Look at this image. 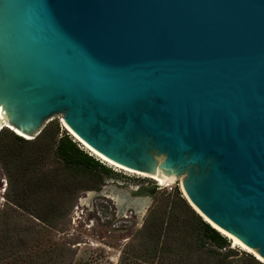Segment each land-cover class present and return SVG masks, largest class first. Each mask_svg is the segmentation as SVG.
I'll list each match as a JSON object with an SVG mask.
<instances>
[{
	"label": "water",
	"instance_id": "95a60500",
	"mask_svg": "<svg viewBox=\"0 0 264 264\" xmlns=\"http://www.w3.org/2000/svg\"><path fill=\"white\" fill-rule=\"evenodd\" d=\"M57 115L264 259V0H0V128Z\"/></svg>",
	"mask_w": 264,
	"mask_h": 264
},
{
	"label": "trees",
	"instance_id": "16d2710c",
	"mask_svg": "<svg viewBox=\"0 0 264 264\" xmlns=\"http://www.w3.org/2000/svg\"><path fill=\"white\" fill-rule=\"evenodd\" d=\"M48 153L57 166L43 170ZM0 164L13 191L8 200L21 210L14 214L1 209L0 264H71L72 247L45 233L66 216L81 191L99 189L115 171L52 120L33 139L7 127L0 129ZM158 186L147 187L148 194L154 195ZM142 189L138 187L136 193ZM167 195L168 200L160 198L149 207L125 264H264L231 247L227 237L203 220L177 187ZM19 215L31 224H22Z\"/></svg>",
	"mask_w": 264,
	"mask_h": 264
},
{
	"label": "rangeland",
	"instance_id": "374dc122",
	"mask_svg": "<svg viewBox=\"0 0 264 264\" xmlns=\"http://www.w3.org/2000/svg\"><path fill=\"white\" fill-rule=\"evenodd\" d=\"M52 121H57L61 131L72 136L62 124L60 115H57ZM76 141L78 140L76 139ZM78 143L81 148L86 150L80 141ZM104 163L111 166L116 174L106 178L99 189L81 191L66 216L57 222L55 228L45 233L55 241L66 243L72 247L71 264L127 263L132 255L131 243L138 240L136 231L142 227L149 207L158 204L160 198L168 200L167 193L173 192L174 187L178 188L181 196L185 199L180 187L181 177L173 184L158 186L159 190H156L154 195H150L147 187L153 184L157 185V181L138 173L123 170L105 161ZM56 166L57 162L52 153H48L43 162V170ZM140 186H143L144 189L136 193ZM103 189L105 193L100 194L99 191ZM163 192L165 194H162ZM12 195L13 191L10 188L8 176L0 164V212L4 208L8 211L7 213L9 211H13L14 214H18L17 211L21 212L8 200ZM114 195L120 198L118 203L113 199ZM137 197L148 198V208L144 214L141 213L142 216L138 215L132 207H126L127 203ZM19 216L20 219L22 218V224H31L24 216ZM227 239L231 247L247 252L239 246L233 245L229 237Z\"/></svg>",
	"mask_w": 264,
	"mask_h": 264
},
{
	"label": "bare ground",
	"instance_id": "6f19581e",
	"mask_svg": "<svg viewBox=\"0 0 264 264\" xmlns=\"http://www.w3.org/2000/svg\"><path fill=\"white\" fill-rule=\"evenodd\" d=\"M3 127H10V126H8L7 125V123H5L0 129H2ZM64 127H66L67 129H69V127L64 123ZM12 128V127H11ZM77 139V138H76ZM79 141V140H78ZM81 142V144H83L89 151H91L92 152V154H95V156H98V158H100L101 160H103V161H105V162H107V163H109V164H111V165H114V166H116V167H118V168H121V169H123V170H126V171H129V172H134V173H138V172H136V171H133V170H131V169H127V168H125V167H123V166H121V165H119V164H116V163H114L113 161H111V160H109V159H107L106 157H104L103 155H101L100 153H98L97 151H95V150H93L90 146H88L86 143H84L83 141H80ZM138 174H140V175H142V176H145V177H149V178H152V179H154L155 181H157V183H159L160 185H162V186H166V185H170V184H173V182H171V181H168V180H165L164 178H162V177H160V176H158V175H156V174H153V175H151V174H144V173H138ZM185 195V194H184ZM113 199L116 201V203H118L120 200V198L118 197V196H113ZM144 208H145V206H144V204H142V203H140V207H138V210H139V212L140 213H143L144 212ZM197 211H198V209L197 208H195ZM206 219V218H205ZM224 235V234H223ZM227 237H229V239L232 241V244L233 245H236V246H239L241 249H243V250H245V251H247V252H250V253H254L256 256H257V258L258 259H260V260H262V261H264V259H262L259 255H257V253H255L254 251H252L251 249H249V248H247L238 238H236L235 236H232V235H227Z\"/></svg>",
	"mask_w": 264,
	"mask_h": 264
},
{
	"label": "built area",
	"instance_id": "2783aa9c",
	"mask_svg": "<svg viewBox=\"0 0 264 264\" xmlns=\"http://www.w3.org/2000/svg\"><path fill=\"white\" fill-rule=\"evenodd\" d=\"M86 151L89 153V154H92V152L91 151H89L87 148H86ZM92 155H94V154H92ZM97 157V156H96ZM98 158V157H97ZM100 159V158H99ZM101 160V159H100ZM101 161H103V160H101ZM104 162V161H103Z\"/></svg>",
	"mask_w": 264,
	"mask_h": 264
},
{
	"label": "clouds",
	"instance_id": "9594fccd",
	"mask_svg": "<svg viewBox=\"0 0 264 264\" xmlns=\"http://www.w3.org/2000/svg\"><path fill=\"white\" fill-rule=\"evenodd\" d=\"M98 157V156H97Z\"/></svg>",
	"mask_w": 264,
	"mask_h": 264
}]
</instances>
